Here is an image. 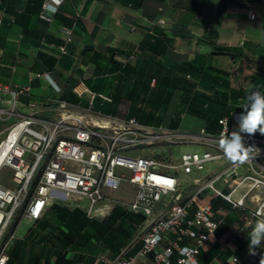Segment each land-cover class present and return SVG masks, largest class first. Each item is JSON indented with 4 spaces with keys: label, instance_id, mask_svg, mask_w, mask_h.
I'll return each mask as SVG.
<instances>
[{
    "label": "crops",
    "instance_id": "0c3cea01",
    "mask_svg": "<svg viewBox=\"0 0 264 264\" xmlns=\"http://www.w3.org/2000/svg\"><path fill=\"white\" fill-rule=\"evenodd\" d=\"M45 3L0 0V83L11 88L29 85L32 96L45 105L38 117L54 118L60 99L86 125L136 118L154 131L189 133L176 122L189 114L201 120L200 129L207 125L211 132L214 124L195 111L208 108L214 116L222 106L212 109L204 103L205 96L242 113L239 106L250 86L264 92V0H64L49 19L42 17ZM159 18L165 23L155 25ZM112 48L119 65L107 72ZM126 187L132 189V198L135 188L130 185L107 194L114 197ZM61 206L71 214L54 215ZM217 212L225 216L229 210L219 206ZM104 217H89L83 207L56 201L37 222L29 220L22 236H16L25 220L18 214L10 230L14 238L9 253L18 249L17 263L35 264L37 250L36 264L46 260L53 264L57 254L50 253L52 248L70 264H98L100 255L112 254L108 250L95 254L98 242L87 219ZM240 224V216L230 224L223 221L201 247L199 263L234 264L232 258L237 257V264H257L264 243L250 254L248 236L253 228L242 236L229 233ZM139 246L137 233L113 257L132 256ZM150 260V256L138 258L136 264Z\"/></svg>",
    "mask_w": 264,
    "mask_h": 264
},
{
    "label": "built area",
    "instance_id": "2783aa9c",
    "mask_svg": "<svg viewBox=\"0 0 264 264\" xmlns=\"http://www.w3.org/2000/svg\"><path fill=\"white\" fill-rule=\"evenodd\" d=\"M63 1L46 0L42 17L49 19ZM249 17H254L251 11ZM164 23L162 18L155 21ZM73 92L82 95L77 88ZM44 108L29 85L11 88L0 83V136L6 131L0 149L13 138L0 167H9L12 183L0 184V264L9 261L14 235L8 228L19 207L17 215L30 221L39 220L56 201L83 207L89 217L106 216L115 205L144 216L138 251L126 258L102 254L98 264H136L146 256L150 264H200L201 247L223 222L215 219L216 198L239 211L238 234L264 220V135L241 133L246 147L261 150L244 163L229 160L219 143L223 133L238 131L240 112L219 118L220 130L213 134L204 128L195 133L154 131L135 118L86 125L60 99L54 118L38 117ZM152 143L162 147L186 143L197 149L183 152L177 163L163 159L168 157L164 151L159 157L135 154L140 145ZM181 176L190 181L183 184ZM124 185L135 188L130 200L107 194ZM232 262L237 264L238 258Z\"/></svg>",
    "mask_w": 264,
    "mask_h": 264
},
{
    "label": "trees",
    "instance_id": "16d2710c",
    "mask_svg": "<svg viewBox=\"0 0 264 264\" xmlns=\"http://www.w3.org/2000/svg\"><path fill=\"white\" fill-rule=\"evenodd\" d=\"M153 30H155V27L153 28ZM138 49L139 48H137V50ZM212 49L214 50L213 47H212ZM114 51H115V49L112 48L110 50V55L107 58V60L109 61V64H110V67H108L105 70L107 72L115 71L119 65L118 62H116L113 59ZM86 54L90 55L91 59L96 62V59L94 58V53L91 54L88 51V52H86ZM96 63H97V65L99 64L98 61ZM67 89L68 90L72 89V86L69 85L67 87ZM64 94H66V93H64ZM64 94L62 95L63 99H64V97H63ZM204 103L209 107L211 106L212 109L217 107L218 105L222 106L221 111H216V114L214 116L211 115L210 112H212V111H210L208 108L206 110L195 111L199 116H201L202 118H205L206 121H209L212 125L214 124V126L216 127V129L211 130V132H209V133L216 134L219 132V130H220V126L218 124L219 118L224 117V116L230 117L232 112L233 113L238 112V111H233V109L231 107H229L231 105L226 107L227 106L226 102H224V101H213L210 99L209 96H205ZM235 110H237V108H235ZM178 120H179V118L176 119V122ZM208 129H210V128H208V126L206 125L205 130L207 132H208ZM254 135L262 136L259 132L255 133ZM212 203H213V209L215 211V219H219V218L223 217V221L227 224H230L231 222L235 221L237 219V217L239 218L240 213L239 214L235 213L236 209L231 208L230 205H228L226 203H221L220 199H218V198L213 199ZM219 206H221L224 209H228L229 213L225 216L222 215V213H218L217 210H218ZM53 214L58 216V217H61L64 215L69 216L71 213H68V210L65 207L61 206L60 210L58 212L53 213ZM143 221H144V216H142L140 214L131 213V212L127 211L124 207H121L120 205H115L114 208L110 211V213L101 220H97L94 218H91V219L88 218L87 223L93 229V236H94L95 240L98 242L97 246L99 247V248L95 247V250H94L95 254H98L102 251L108 250L112 254V257L111 256L110 257L115 258L113 256H116L122 248L127 246L132 241L133 237L139 232V226L141 225V223ZM71 224L69 222V226ZM44 227H45V225L43 226V228ZM31 234H32V229H30L28 231L27 236L30 237ZM242 234H243V232L239 233L240 236H242ZM64 242L67 243V240L64 239ZM34 249H37V247H35ZM138 249L135 251V253L138 251ZM50 253L51 254H57V259L53 264H70L71 263L70 260L64 259L63 256H61V253L59 251H54L51 248ZM18 254H19V250L13 249L9 253V261L7 264H19V263H17L18 262L17 261ZM34 258H35V264H36L37 259H38L37 250H35V252H34ZM19 261H21V259ZM44 264H50V263L46 260Z\"/></svg>",
    "mask_w": 264,
    "mask_h": 264
},
{
    "label": "clouds",
    "instance_id": "9594fccd",
    "mask_svg": "<svg viewBox=\"0 0 264 264\" xmlns=\"http://www.w3.org/2000/svg\"><path fill=\"white\" fill-rule=\"evenodd\" d=\"M239 107L244 111L237 117L238 131H233L230 136L228 132L223 133L219 143L229 160L244 163L261 152L258 147H246L241 133L252 136L259 132L264 135V92L250 86ZM248 240L249 253L255 255V249L261 248V244L264 243V220L257 221L249 233ZM260 264H264V256L261 257Z\"/></svg>",
    "mask_w": 264,
    "mask_h": 264
},
{
    "label": "rangeland",
    "instance_id": "374dc122",
    "mask_svg": "<svg viewBox=\"0 0 264 264\" xmlns=\"http://www.w3.org/2000/svg\"><path fill=\"white\" fill-rule=\"evenodd\" d=\"M177 122H178L177 124L179 125V129L181 131H184V132L186 131L189 133L198 132V130L201 128V125H202L201 120L195 119L189 114L182 117V119H180ZM5 125L6 124H3V126ZM162 128H165V127L162 126ZM5 134H6V131H4V133L0 136V139H3ZM196 149H197L196 146L191 145V144H186V143H177L175 145H166L163 147L161 145L159 146L156 143H152V144L140 145V148L135 152V154L159 157L160 153L164 151V152H167L166 156L168 157H164L163 159L171 163H177L180 155L183 152L192 151ZM10 178H11V171L9 167L7 166L2 167V169L0 170V184L5 185V186H11L12 183L10 181ZM181 180L183 184H186L190 181L187 178L182 177V176H181ZM131 192H132V189L129 187H126L124 192L116 193L117 195L115 196L118 197L117 199H120V200H130ZM108 201L113 202L112 200H108ZM82 205H84V202H82ZM20 210H21V207L18 208L12 220L10 221L8 232H10L13 224L16 222L17 213H19ZM102 217L104 216H99V218H102ZM30 224L31 223L29 220L27 219L22 220L16 229V236H22L24 232L29 228ZM236 231L237 230L233 228V229H230L229 233L231 234V236H233Z\"/></svg>",
    "mask_w": 264,
    "mask_h": 264
},
{
    "label": "bare ground",
    "instance_id": "6f19581e",
    "mask_svg": "<svg viewBox=\"0 0 264 264\" xmlns=\"http://www.w3.org/2000/svg\"><path fill=\"white\" fill-rule=\"evenodd\" d=\"M12 137H10L9 141L7 143H5L6 146H4L3 148L0 149V167L2 165V161L4 159V156L8 153L9 150V146H10V142L12 141Z\"/></svg>",
    "mask_w": 264,
    "mask_h": 264
}]
</instances>
